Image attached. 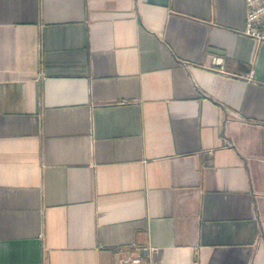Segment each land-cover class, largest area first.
<instances>
[{"label": "crops", "instance_id": "0c3cea01", "mask_svg": "<svg viewBox=\"0 0 264 264\" xmlns=\"http://www.w3.org/2000/svg\"><path fill=\"white\" fill-rule=\"evenodd\" d=\"M244 20V0H0V264L142 244L145 264H264Z\"/></svg>", "mask_w": 264, "mask_h": 264}, {"label": "built area", "instance_id": "2783aa9c", "mask_svg": "<svg viewBox=\"0 0 264 264\" xmlns=\"http://www.w3.org/2000/svg\"><path fill=\"white\" fill-rule=\"evenodd\" d=\"M244 5L245 20L242 33L257 42L264 41V0H244ZM153 249L154 246L150 244L135 245L134 251H127L120 256L118 264H145L144 261L150 257ZM194 264L197 262L194 261Z\"/></svg>", "mask_w": 264, "mask_h": 264}]
</instances>
